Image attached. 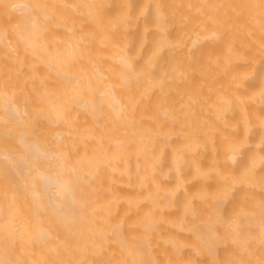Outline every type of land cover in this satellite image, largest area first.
Returning <instances> with one entry per match:
<instances>
[{
	"label": "bare ground",
	"instance_id": "bare-ground-1",
	"mask_svg": "<svg viewBox=\"0 0 264 264\" xmlns=\"http://www.w3.org/2000/svg\"><path fill=\"white\" fill-rule=\"evenodd\" d=\"M0 264H264V0H0Z\"/></svg>",
	"mask_w": 264,
	"mask_h": 264
}]
</instances>
